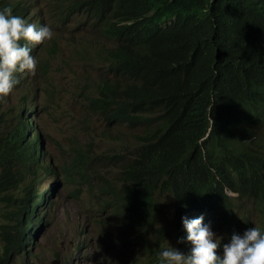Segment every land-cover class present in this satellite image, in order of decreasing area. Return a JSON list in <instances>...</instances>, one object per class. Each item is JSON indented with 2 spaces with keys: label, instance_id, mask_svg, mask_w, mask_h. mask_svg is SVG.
Masks as SVG:
<instances>
[{
  "label": "trees",
  "instance_id": "obj_1",
  "mask_svg": "<svg viewBox=\"0 0 264 264\" xmlns=\"http://www.w3.org/2000/svg\"><path fill=\"white\" fill-rule=\"evenodd\" d=\"M4 7L28 22L23 0H0ZM72 11L94 19V28L112 43L100 54L114 78L100 81L92 104L112 106V119L147 130L123 165L120 184H109L110 193L100 188L118 201L120 216H147L165 196L177 214L198 209L234 217L227 187L264 207V0H70L59 6L61 13ZM13 129V153L4 143L0 164L17 169L11 191L22 214L14 220L18 225L3 226L0 264L25 249L18 233L34 215L32 200L42 198L36 179L56 174L37 152L41 135L35 143L26 137L25 124ZM103 160L97 156L92 166L80 153L64 174L70 181L75 174L101 179ZM6 185L0 180V188Z\"/></svg>",
  "mask_w": 264,
  "mask_h": 264
},
{
  "label": "rangeland",
  "instance_id": "obj_2",
  "mask_svg": "<svg viewBox=\"0 0 264 264\" xmlns=\"http://www.w3.org/2000/svg\"><path fill=\"white\" fill-rule=\"evenodd\" d=\"M26 1L35 7L31 12L32 23L47 24L53 36L41 43L38 53L33 54L36 69L23 75V86L13 88L7 97L0 99V137L7 140L11 130L7 128L11 121H18V113L29 102L24 96L31 90L35 93L33 103L37 105V129L44 135L52 156L50 163L57 167V171L60 168L56 159L61 164L68 163L79 148L93 144L96 151L110 153L104 157L101 179L93 178L106 187L108 184L118 186L123 165L135 152L136 134L142 135L145 128H111L101 110L92 104L99 96L100 81L114 78L107 73L103 58L95 53L96 40L103 38L109 47L112 43L97 32L94 19L74 11L69 15L59 12V6L69 4L70 0ZM89 107L94 111L91 112ZM76 177L72 183L60 177L63 184L41 210L45 219L42 229L31 240V253L14 264H52L53 260H59L60 264H141L146 251H153L156 246L177 245L171 238L175 231L174 216L168 203L165 210H157L147 231L148 219H138L134 225L126 221L116 222L119 217L114 218L115 215L102 211V202L92 204L87 187L77 191ZM52 180L48 179L47 184ZM3 199L4 195H0V232L8 211L6 203L1 201ZM254 218L251 227H257L262 216L254 215ZM214 227V232L227 242L230 235L226 229L216 222ZM81 244L82 250L78 251ZM112 244L117 251L105 250ZM190 244L186 245L187 250L181 251L187 253ZM147 245L152 246L146 248Z\"/></svg>",
  "mask_w": 264,
  "mask_h": 264
},
{
  "label": "clouds",
  "instance_id": "obj_3",
  "mask_svg": "<svg viewBox=\"0 0 264 264\" xmlns=\"http://www.w3.org/2000/svg\"><path fill=\"white\" fill-rule=\"evenodd\" d=\"M23 1L26 3L29 9L28 22L21 16L13 15L9 7L0 9V99L7 97L13 88L23 86V82L21 80L23 78V75L26 72L32 73L36 69L37 61L33 54L38 53L41 48V43L51 40L53 36V31L47 24L36 25L35 23H32L34 21H32L33 14L31 15V12L35 9V7L30 3V1ZM101 36L104 37L103 35ZM93 38L88 41V46L91 45ZM96 43L95 53H97V57L103 58V61L106 65L107 59L102 57V55L100 54V50L102 48L110 47L105 44L103 38H100V40L97 39ZM36 45H38L37 49L32 51V48ZM46 75H48V71L46 72ZM26 93L29 94V97H27L26 95L24 96L29 100L28 105L22 107V110L20 111V113H18V121L16 123H12L11 121V126L7 128L11 129L8 138L6 141L1 138L0 147H2L5 143L6 148H9L10 150L8 151V153H13L12 146L9 142V137L10 135H12L11 143L15 144L13 137L17 134V129H13V125L22 123L26 125V137L30 140L37 143V133L41 135L43 144L39 142L36 149L38 154L43 155V158H45L50 163L52 156L47 150L48 144H46V142L44 141V135L41 130L37 129L38 121H36L35 119L37 118L35 117L37 105L33 103L35 93H32L31 90L27 91ZM131 106L134 107V118L137 114V105L136 103H134ZM89 109L91 110V112L94 111V109L91 107H89ZM23 110H26V112L29 111V115L25 116L22 113ZM100 110L106 117L108 126L111 128L123 126L138 127V125L132 124V120L118 123L117 121L112 119L111 113L112 110H114L112 106H109L106 110H104L103 108H100ZM32 116L34 120L33 127L29 124V119ZM146 133L147 130L144 129V133L142 135L136 134V140L139 136H145ZM25 143L27 144L28 142ZM80 153H86L89 156V161L92 163V166L96 165L97 156L103 155L105 157L110 154L98 152L94 149L93 144H88L86 147L79 148L68 163L61 164L56 159V163L60 168L59 172L57 171V167L50 163L51 167L53 166L52 168L54 169L56 174L54 175L43 173L41 174L42 176L40 178L36 179L37 184L35 186V192L39 195H42V198L40 200V203H36L34 200H32L31 210L32 212H34V215L29 217V219L24 220V222L22 223L23 227L18 233L22 237L21 245L24 241H26L25 249L19 255L13 253L9 259L8 264H14L16 261L23 259L29 253H31V240H33L37 233L42 229L45 219L44 215L42 216L41 210L43 207H46V203H48L53 198L59 186L63 184V182L61 181L62 178L60 179V177H64L67 181L72 183L73 180H68L64 173L68 168H72L77 165L78 155ZM103 161L105 162V160ZM7 166L8 165L5 163L0 164V180L8 182V185H6L7 188H0V195H4V199L1 201L5 202V207L8 208L7 213H5L6 218L1 226L0 249L2 248L1 245L4 244L3 226H5L6 224L18 225L19 223L14 222V220L18 218V214H22V206L16 200V195H14L11 191V189L18 183L17 169ZM33 168L34 170L32 171L31 175L36 169V164L33 165ZM101 168L104 167L101 165ZM76 175L77 174L73 176V179ZM48 179H53L50 184H47ZM75 186L77 187L78 192L84 186L87 187V194L92 197V204L102 202L104 204L102 211L107 212L109 215H115L116 217L114 218L119 217L118 219H115L116 222L125 221L120 216L122 215L121 210L117 208L118 201L112 195H109V193L111 192L109 184L106 187L105 184H98L93 177H79L78 179H76ZM100 188L108 189L109 193L106 194L101 192ZM226 193L233 201L232 206L235 209L236 214L234 217H231L228 214H218L208 210L198 209H187L177 214L171 206L170 198L165 196L162 197V200L158 205V209L165 210L164 207L166 203H168L172 208L174 216V221L172 224L175 231L171 235V238L176 241L177 245L174 247L169 244L168 246H164L161 248L156 246L153 251H146V258L141 264H264V207L258 201L242 197L240 191H236L230 187L226 188ZM233 193L237 194L235 195ZM71 194L75 197H78L79 195L78 193ZM156 213L157 211H154L153 213H148L147 216H139L138 219H148L149 221L146 227L149 226V230L150 221ZM176 214L178 215V217L176 216ZM254 215L262 216V219L257 227L255 225L254 227H251L255 219ZM138 219L126 222L134 225ZM215 222L223 226L229 233L230 236L227 238V242L223 236L218 235L216 232H214ZM32 226H35L34 232H31L29 230V228ZM15 233L17 234V231H15ZM189 242L191 243L190 250L187 253L182 252L181 249L187 250L186 245ZM151 246L152 245H147L146 248H151ZM81 247L82 244L80 247H77L78 251L82 250ZM109 247V249L105 250L111 251L112 253L117 251L113 244L109 245ZM52 264H60V261L53 260Z\"/></svg>",
  "mask_w": 264,
  "mask_h": 264
},
{
  "label": "bare ground",
  "instance_id": "obj_4",
  "mask_svg": "<svg viewBox=\"0 0 264 264\" xmlns=\"http://www.w3.org/2000/svg\"><path fill=\"white\" fill-rule=\"evenodd\" d=\"M38 47V45H36L35 47L32 48V51L36 50ZM28 125V124H27Z\"/></svg>",
  "mask_w": 264,
  "mask_h": 264
}]
</instances>
